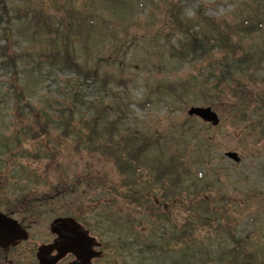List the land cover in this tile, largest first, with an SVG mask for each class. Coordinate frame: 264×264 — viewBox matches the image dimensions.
<instances>
[{"label":"rangeland","instance_id":"374dc122","mask_svg":"<svg viewBox=\"0 0 264 264\" xmlns=\"http://www.w3.org/2000/svg\"><path fill=\"white\" fill-rule=\"evenodd\" d=\"M3 4L9 9H1ZM247 20L256 30L241 29ZM200 37L211 42L207 51L199 54L186 49L187 42ZM223 38L228 43L225 46L220 44ZM65 48L83 70L40 65L43 54ZM245 55L255 59L251 58L255 64L260 59V69L251 63L250 69L226 73L234 68L230 63ZM9 59L13 61L8 63ZM107 73L113 76L112 81L108 79L107 84L103 78L97 82L96 77ZM119 79L125 82L119 83ZM23 84L30 92L19 105L13 101L12 85ZM9 90H13L11 94ZM70 105L76 112L73 133L61 139L59 158H18L29 175L36 177L34 182L24 183L22 188L27 190L17 193L13 189L16 179L11 170L15 163L10 154L9 163L0 171L3 211L17 208L11 203L30 195L26 212L31 238L14 250V259L24 264L36 262V246L48 240L51 223L58 216L75 215L86 225L97 211L126 207L125 176L116 163L119 151L75 146L77 134L89 131L85 121L96 112L108 121L117 119L123 135L132 128L139 133V142H152L146 156L155 165L179 154L189 168L188 176H199L200 185H191L194 180L186 179L183 167H179L180 178L174 183L171 198L183 192V201L169 207L175 219L183 222L186 217L188 192L193 195L207 187L210 199L228 208L230 227L249 234L247 250L262 257L264 0H0V129L12 135L26 122L33 124L42 107L57 111ZM192 105H211L220 124L213 126L189 116ZM34 123L40 127L41 119L37 117ZM59 132L54 130L52 135ZM106 139L103 136L101 142ZM230 150L239 153L241 162L237 164L226 155ZM121 156L126 157L124 152ZM142 166L147 164L142 162ZM150 166L141 168L140 173H147L154 181ZM78 175L86 180L78 194L65 201L51 199V189L61 177L71 180ZM171 180L166 177L162 184L153 183L150 193L162 197L168 192L163 186L171 187ZM140 209L133 204L128 212L138 217ZM98 239L106 244L102 264H133L117 255L105 237Z\"/></svg>","mask_w":264,"mask_h":264},{"label":"trees","instance_id":"16d2710c","mask_svg":"<svg viewBox=\"0 0 264 264\" xmlns=\"http://www.w3.org/2000/svg\"><path fill=\"white\" fill-rule=\"evenodd\" d=\"M1 9L7 10L9 7L3 4ZM247 24H243L241 29L245 26L243 30L246 32L256 30V28H252L251 24ZM206 39L204 37L191 39L187 42L186 49L189 48L199 54L204 53L208 49L207 45L211 43ZM222 42L223 46L228 44L227 41L225 44L224 38ZM43 55V61L39 59L40 65L47 63L52 67H65L75 71L83 70V66L78 62L75 63L73 54L66 48L53 52L48 51ZM251 58L249 55H245L235 59L233 63H230V66H234V68H228L226 73L234 74L235 71L250 69L251 63L260 69L261 60L256 59L255 64ZM7 61L11 63L13 60ZM96 78L97 82L103 81V78L106 79L105 83L107 84L114 79L108 73ZM108 79H110L109 82ZM118 82H125V79H119ZM100 86L102 87V85ZM12 87H14L15 92L12 91L15 94L11 90L9 92L13 94V101L17 100L21 105V101L26 99L30 92L29 88L26 89L25 84L21 87L16 85H12ZM17 89L20 90L17 92ZM46 102H48L47 99ZM74 109L73 105H70L68 109L57 111H54L50 106L42 107L34 115L33 124L32 121L26 122L14 134L6 135L0 129V171L4 164L9 163L7 155L10 154V158L14 159L15 163L11 170L12 177L16 179L13 186L14 191L18 193L21 190H27V187L22 188L24 183L34 182L36 178L35 175H29L30 171L26 165L18 161L19 157L24 156L35 160H56L59 158L58 146L62 143L61 139L73 133V120L76 118ZM37 117L41 119L38 128L34 123ZM243 118H246V115ZM85 122L89 131H84L86 133L81 131L77 134L79 139L75 143L76 147H90L94 151L114 150V153L116 150L119 151V154L115 155H117L116 163L125 176L122 186L125 187L123 198L126 207L117 205L116 210L105 209L110 213L98 212L94 220L91 221L94 230L117 242V255L128 258L133 264H264V253L261 255L262 257H257L253 251L247 250L249 234H240V231H234L230 227L228 208L218 206L216 199L211 200L205 192L207 187L199 188L200 191H196L193 195L188 192L185 199L187 214L184 221L179 222L174 218L169 210L170 205L174 206L183 201V192H179L176 197L171 198L174 196L172 192L176 188L174 183L180 178L177 176L179 167L185 165L183 168L185 175L190 173L186 164L181 162L179 154H171L167 161L171 163L170 165L167 162L155 165L150 157L146 156L150 150L151 142H139L137 140L139 133L135 130L131 131L132 128H127L125 132L129 131V133L123 135V132L120 131V123L117 124V119L108 121L100 112L94 113L92 119ZM54 130L60 132L54 136L52 135ZM103 136L107 137L105 142H101ZM115 136H117L116 141ZM123 152L126 157L121 156ZM142 162L144 165L147 164V167H143ZM150 164L153 166L151 176L154 181L149 180L147 173H140L141 168H150ZM261 167L264 168V164ZM166 177L170 180L173 178V181L171 180V187L165 183L163 188L168 189V192L160 199L150 193L149 188L153 189L154 184H162V180L164 182ZM186 179L189 178L186 177ZM85 183L86 180H83L81 175L71 180L61 177L51 189V199L65 201L69 195L78 194L80 187ZM192 184L196 187L200 185L196 180L192 181ZM21 197L18 200L21 204L29 202L28 195ZM133 204L141 207L138 217H134L133 213L128 212ZM77 218L79 217L77 216Z\"/></svg>","mask_w":264,"mask_h":264},{"label":"flooded vegetation","instance_id":"af4514ba","mask_svg":"<svg viewBox=\"0 0 264 264\" xmlns=\"http://www.w3.org/2000/svg\"><path fill=\"white\" fill-rule=\"evenodd\" d=\"M48 242L37 248L36 262L31 264H100L104 256L101 244L92 237L89 230L69 222L56 226ZM21 244L7 249L0 246V264H24L17 257L13 258L17 255L14 250Z\"/></svg>","mask_w":264,"mask_h":264},{"label":"water","instance_id":"95a60500","mask_svg":"<svg viewBox=\"0 0 264 264\" xmlns=\"http://www.w3.org/2000/svg\"><path fill=\"white\" fill-rule=\"evenodd\" d=\"M189 113L191 115H198L213 124L219 123V117L211 107H191ZM228 155L235 158L237 161L240 159L236 152H229ZM26 237L27 232L21 228L15 219L0 212V240L2 245L7 246L11 243H15L17 239H24Z\"/></svg>","mask_w":264,"mask_h":264}]
</instances>
